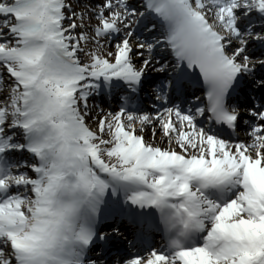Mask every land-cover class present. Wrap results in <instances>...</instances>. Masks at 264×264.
<instances>
[{
  "label": "snow or ice",
  "instance_id": "obj_1",
  "mask_svg": "<svg viewBox=\"0 0 264 264\" xmlns=\"http://www.w3.org/2000/svg\"><path fill=\"white\" fill-rule=\"evenodd\" d=\"M113 239L112 264H264V0H0V264Z\"/></svg>",
  "mask_w": 264,
  "mask_h": 264
},
{
  "label": "rangeland",
  "instance_id": "obj_2",
  "mask_svg": "<svg viewBox=\"0 0 264 264\" xmlns=\"http://www.w3.org/2000/svg\"><path fill=\"white\" fill-rule=\"evenodd\" d=\"M72 3H73L74 8H79V10L81 9L80 12H82V11H85V8H86L85 3L88 5L89 2H88V0H83V2L77 3L76 0H72ZM92 23H94V21ZM78 31H79V29H78Z\"/></svg>",
  "mask_w": 264,
  "mask_h": 264
}]
</instances>
